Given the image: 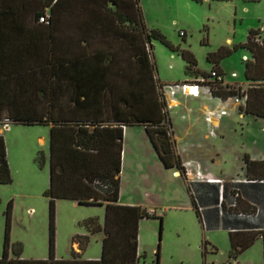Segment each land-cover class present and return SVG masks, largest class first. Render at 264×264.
Instances as JSON below:
<instances>
[{
    "label": "trees",
    "instance_id": "obj_1",
    "mask_svg": "<svg viewBox=\"0 0 264 264\" xmlns=\"http://www.w3.org/2000/svg\"><path fill=\"white\" fill-rule=\"evenodd\" d=\"M151 40L172 50L157 30L146 28L139 0H0V123L50 128L49 188L43 193L48 200L47 259L23 260L19 245L12 246L9 256L12 205L8 202L0 264H138L139 221L154 215L117 205L122 128H143L161 165L186 178L168 126L163 85L150 61ZM239 47L251 55V60L243 61L248 88L210 83L209 93L222 102L243 96L239 114L264 119V40L251 31ZM176 52L185 63V76L209 78L198 73L188 50ZM231 52L218 49L208 54L211 70L221 75L217 65ZM37 159L41 167L43 156ZM242 159L247 176L264 180V162ZM11 182L0 135V185ZM237 197L231 196L229 209L236 207ZM57 199L104 207L103 225L96 218L79 223L91 234H104L98 260H81L73 250L70 259H55ZM156 219L161 233L162 219ZM255 238L249 233L229 234V257L249 248ZM88 241L87 236L72 239L80 251ZM262 255L264 262V237ZM155 257L158 264V250Z\"/></svg>",
    "mask_w": 264,
    "mask_h": 264
},
{
    "label": "rangeland",
    "instance_id": "obj_2",
    "mask_svg": "<svg viewBox=\"0 0 264 264\" xmlns=\"http://www.w3.org/2000/svg\"><path fill=\"white\" fill-rule=\"evenodd\" d=\"M139 6L146 28L157 30L172 48L168 49L157 40L150 41V61L159 83H175L185 77V63L176 50H188L196 61L198 73L209 74L213 64L206 60L207 55L224 49L232 52L217 65L223 85L243 91L248 88L243 61L244 58L251 60V55L239 46L245 43L251 31L258 32L264 40V0H202L199 3L193 0H139ZM204 81V85L212 83L207 79ZM218 102L223 103L221 112L224 115L240 118L237 105L229 108L232 101ZM244 117L249 118L247 115ZM241 127L235 122L219 144L226 156L231 155L238 140L244 137ZM258 132L252 125V149L264 151V138L255 134ZM2 136L12 182L0 185V257L5 211L11 202L9 256L12 257V246L19 245L22 259L45 260L48 256V200L43 193L48 189L49 171L47 162L40 167L37 158L40 154L45 159L48 156V129L8 125L2 126ZM39 138L44 139V144L40 145ZM258 138L262 140L258 141ZM131 150H134V157H129L126 148L125 164L123 166L122 160L119 174V190L123 187L131 190L130 193L135 185L144 183L141 177L139 179L140 170L131 167L129 162L141 168L146 165L143 147L135 142ZM158 182L155 179L153 186ZM159 186L163 187L162 184ZM158 192L155 194L160 198L157 216L139 222L140 263L156 264L155 252L158 250V264H263L260 241L236 259H229L226 232H203L194 214L181 204L184 202L182 193L170 189ZM149 198L145 192L136 191L129 196L132 201L146 202ZM169 200L175 208L170 206ZM102 211L96 207L76 206L67 200L55 203V255L68 259L72 239L84 231L78 223L89 218L99 219ZM158 217L162 219L161 233L156 220ZM99 252L100 246L91 242L83 250L82 257H96Z\"/></svg>",
    "mask_w": 264,
    "mask_h": 264
},
{
    "label": "crops",
    "instance_id": "obj_3",
    "mask_svg": "<svg viewBox=\"0 0 264 264\" xmlns=\"http://www.w3.org/2000/svg\"><path fill=\"white\" fill-rule=\"evenodd\" d=\"M200 79V77L185 76L181 81L175 83L161 82V84L163 86H169L184 82L189 83L190 81L198 82ZM162 95L166 104L168 126L173 140L174 150L183 165L186 178L183 179L175 169H165L161 165L143 128L137 126L122 128L121 167L122 160L123 166L125 164L126 148H128L129 157H134V150L131 149L135 142L143 147V154L146 159V165L143 168H141L140 165H132V163L129 162L131 167H136L140 170L139 179L141 177L144 183L141 184L140 182L135 185V188L131 193L134 191L145 192L147 197L151 198L146 202L140 200L132 201L129 199L131 190L129 191L122 187L121 190H119L117 205L139 207L146 213L157 216L156 208H158L157 206L160 204V198L155 196V194L159 193L158 191H167L170 189L171 191L179 192L184 195V202L181 204H183L184 207H188L195 216L190 201V193L199 212L201 220L199 221L197 218L196 219L203 232L219 230L226 232L229 251V234H255V240L246 250L250 249L257 241H260L263 254L264 180L251 179L254 177L247 176L242 158L243 156H247L249 160L253 162H264V151H253L251 145V126L254 125L255 129L260 131L255 133L258 137L264 138V119L255 118L249 115H247L249 118H245L244 114H239V111L238 114L240 118L221 115V111L224 107L223 103H219V99L213 98L208 91V86L205 85H199L197 96H191L187 93L184 94L180 90H176L174 94L171 95L169 90L166 89L162 91ZM230 101L231 100H229V102ZM234 105L233 102H230L229 108H234L236 106ZM235 122L242 126L241 131L243 132L244 137L242 136V138L238 140V145L233 147L231 155L226 156L223 154L224 151L219 144L224 140L225 134L227 135L231 127H234ZM3 125L4 122L0 123V135H2ZM45 128L48 129L49 142L50 128ZM109 128L113 130L115 127L114 125H110ZM261 140L258 138V141ZM38 141L40 142V145L44 144L43 138H39ZM49 161L50 150L48 146V156L46 159L45 157L43 158L42 166L44 165V162H47L50 178ZM180 178L183 182H181ZM155 179L159 182L153 186ZM216 183L222 185V190L219 189V185ZM160 184H162L163 187L159 186ZM187 187L190 188L189 192ZM157 188L160 189L157 190ZM151 194H154V196ZM233 194L238 196L237 204L235 208L229 209V203ZM60 200L65 199H57L55 203ZM67 201H71L76 206L96 207L103 210L102 216H99V219L96 217L99 225H103V206L79 205L76 201ZM168 203H170V206H173L170 200ZM237 214H242L243 217H238L236 216ZM246 215H254V219L250 220L245 217ZM81 232L82 234L76 236H87L89 239L85 247L91 242H94L100 246V252L96 257L84 258L82 257L83 250L80 251L78 243L72 241L70 243V252L73 250L78 253L81 260H98L100 258L104 234L102 232L91 234L85 229L84 231L81 230ZM238 255L234 258L228 256V258L236 259ZM137 256L140 258L138 247ZM139 258L138 264H145L140 263ZM55 259L67 260L59 258L56 255ZM68 259H70V257Z\"/></svg>",
    "mask_w": 264,
    "mask_h": 264
},
{
    "label": "built area",
    "instance_id": "obj_4",
    "mask_svg": "<svg viewBox=\"0 0 264 264\" xmlns=\"http://www.w3.org/2000/svg\"><path fill=\"white\" fill-rule=\"evenodd\" d=\"M43 20H44V18H41L40 22H43ZM232 77H235V74H232ZM208 81H212V83L223 84L222 76L217 71H214V70L210 71L209 78L207 79V82ZM204 83H205V81L203 79H200L198 82L195 81V82H192V83L184 82V83H179V84H172V85H169V86H163V88L166 87V90H169V93L171 95L174 94V92L176 90H180L184 94L187 93V94H189L191 96H197L199 85H204ZM205 86H207V85H205ZM163 88L161 89V92L163 91ZM208 91L210 92L209 87H208ZM229 100H231L233 102V104H235V105H237L239 107V106H243L244 105L245 97H243V96H240V97L239 96H234L233 98H230ZM221 115H224V112H221ZM3 126L6 127V126H8V124L4 123Z\"/></svg>",
    "mask_w": 264,
    "mask_h": 264
}]
</instances>
